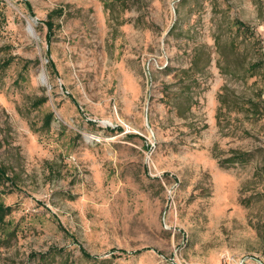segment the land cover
Here are the masks:
<instances>
[{"label": "rangeland", "instance_id": "1", "mask_svg": "<svg viewBox=\"0 0 264 264\" xmlns=\"http://www.w3.org/2000/svg\"><path fill=\"white\" fill-rule=\"evenodd\" d=\"M0 167V264H264V0H0Z\"/></svg>", "mask_w": 264, "mask_h": 264}, {"label": "trees", "instance_id": "2", "mask_svg": "<svg viewBox=\"0 0 264 264\" xmlns=\"http://www.w3.org/2000/svg\"><path fill=\"white\" fill-rule=\"evenodd\" d=\"M61 14H62V10H55V11L52 12V14L50 15L51 20H48L47 23H46L47 24V29H48L49 32L53 31V28H54V23L52 22V18L54 16H57V15L60 16ZM48 122H50V119L47 121V123ZM4 177H5V171L0 167V179H4ZM7 211L8 210L6 208H4L3 206L0 205V220H1V216L6 214ZM80 252H81L82 256L84 258L88 259V260H97V257L92 256L91 254H89L84 249L80 248ZM121 253L125 254L126 252L121 251ZM131 254H134V253H131ZM126 255H127V253H126Z\"/></svg>", "mask_w": 264, "mask_h": 264}]
</instances>
